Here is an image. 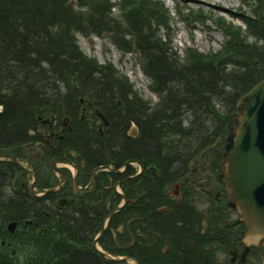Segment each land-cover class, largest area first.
I'll list each match as a JSON object with an SVG mask.
<instances>
[{
  "label": "trees",
  "instance_id": "1",
  "mask_svg": "<svg viewBox=\"0 0 264 264\" xmlns=\"http://www.w3.org/2000/svg\"><path fill=\"white\" fill-rule=\"evenodd\" d=\"M69 1L0 0V153L28 141V129L36 127L38 116L60 122L78 110L82 96L94 98L106 114L104 100L111 101V139L95 138L75 115L64 145L66 153L83 155L90 162L111 159L119 167L136 160L143 166L122 184L132 202L109 218L100 239L104 249L112 251L123 248V236L114 244L107 233L120 226L126 230L129 215L134 218L131 229L137 230L141 215L152 216L158 206L171 204L172 185L193 182L195 171L211 179L222 169V140L233 124L237 99L264 78V0H257L255 16L238 15L243 25L217 21L226 37L221 50L208 55L188 50L185 59L166 35L171 17L162 1L76 0L79 8ZM75 33H106L121 52L138 54L156 101L139 96L110 62L100 64L87 56ZM131 123L137 126L136 136L127 134ZM13 167L0 168V206L11 212L0 218V264H102L91 240L108 210L102 205L87 209L101 196L85 198L84 208L76 202L58 217H46L41 208H32L26 195L5 196ZM178 209L176 220L171 214L161 215L165 218L158 229L156 222L149 223L155 230L169 231L162 234L169 241L178 231L176 221H182L180 228L185 230L191 217L188 202H180ZM32 216L37 225L33 221L14 234L7 231L9 221L23 224ZM115 251L124 255L122 249Z\"/></svg>",
  "mask_w": 264,
  "mask_h": 264
},
{
  "label": "flooded vegetation",
  "instance_id": "2",
  "mask_svg": "<svg viewBox=\"0 0 264 264\" xmlns=\"http://www.w3.org/2000/svg\"><path fill=\"white\" fill-rule=\"evenodd\" d=\"M93 99L82 96L78 101V110L73 115L67 116L68 119H62L60 122L51 117L38 116L36 127L28 129L30 136L28 141L13 146L10 152L0 153V168L12 164L15 169L5 187L6 197L23 199L22 194H24L28 197L32 208H41L40 211L46 217H58L64 208H72L76 202L79 203L78 208H84L85 198L100 195L101 199L90 201L87 209L94 210L102 205L108 210L107 214L112 212L110 217L117 212L114 209L123 200L115 185L119 183L121 187L133 175L141 173L143 166L140 162L128 163L129 160H126L123 165L115 167L111 159L105 163H95L90 162L83 155L72 152L68 154L65 150L64 140L68 131H71L76 124L72 119L75 115L80 121L79 125L90 128V131L95 133V138L111 139L114 105L111 101L104 100L107 107L105 114L100 111ZM117 104H120V101ZM128 131L129 129L127 134ZM8 156L18 162L6 159ZM71 165L74 170L71 169ZM115 168L123 169L118 172L114 170ZM201 172L195 171L192 174L193 182L187 180L188 183L184 181L176 183L178 187L171 190L175 193L171 195L174 198L171 204L158 206L152 216L141 215L139 229H131L134 218L129 215L126 230L109 231L107 234L114 244H119L121 239L118 237L123 236L121 240L124 243L123 248L105 250L100 240L103 233L100 237L96 233L91 240L92 249L98 253L94 246V240L98 239L97 243L110 256L108 258H114L109 260L100 254L102 264L132 262L134 264H264V245L260 246V253L258 240L246 237V229L241 222L239 211L230 205L231 198L221 173L210 179L202 176ZM115 192L118 193V200H115ZM121 194L125 198L122 207L132 202L124 191L121 190ZM211 195L215 203L214 209L206 208V196ZM180 202H188L191 217L185 225V230L180 228L183 222L176 221L175 226L178 231L172 232L174 236L169 241L162 235L169 231H158L155 228H160L161 219L165 218L161 215L171 214L173 219L179 218ZM7 212L6 207L0 206V218L11 214L10 211ZM33 221L37 225L36 216L23 220V224L17 220L9 221L16 224L12 230L7 229V231L14 234ZM152 222H156L155 228L149 225ZM116 249H122L124 255H120L115 251ZM148 252H154L157 256L149 258L151 256L147 254ZM119 257L121 259H115Z\"/></svg>",
  "mask_w": 264,
  "mask_h": 264
},
{
  "label": "rangeland",
  "instance_id": "3",
  "mask_svg": "<svg viewBox=\"0 0 264 264\" xmlns=\"http://www.w3.org/2000/svg\"><path fill=\"white\" fill-rule=\"evenodd\" d=\"M111 1H114V3L118 2V0ZM162 1L169 9L171 16L170 28L166 32V35L170 38L174 50L178 52L182 59L187 58L188 52H190L188 50H193V52L196 51L204 55L221 50L226 37L217 25V21L224 22L227 20L232 24L241 25L242 22L238 17L239 14L255 16V12L258 10L257 0ZM69 2L77 8L80 6L76 0H70ZM160 33L163 34L164 31L161 29ZM74 36L80 48L87 56L95 58L100 63L111 62L120 72L128 76V79L133 84V90L139 96L149 102L156 101V96L148 89L150 81L141 70L138 54L121 52L114 46L109 35L106 33H103L101 36L75 33ZM248 36L250 40L253 39L250 37V34ZM260 46H263V42ZM130 130H132L131 127ZM207 165L209 164L206 163ZM70 167L74 170L72 165ZM116 187L118 190H121L119 184ZM177 187L175 184L170 189L174 190ZM214 205L213 195L206 196V208L209 207L211 209ZM121 227H118L117 230H121Z\"/></svg>",
  "mask_w": 264,
  "mask_h": 264
},
{
  "label": "water",
  "instance_id": "4",
  "mask_svg": "<svg viewBox=\"0 0 264 264\" xmlns=\"http://www.w3.org/2000/svg\"><path fill=\"white\" fill-rule=\"evenodd\" d=\"M236 108L239 112L233 119L234 126L224 137L223 176L232 200L230 205L239 210L246 237L258 240L261 253L260 246L264 245V79L238 98ZM15 224L10 223L9 230ZM104 226L103 223L100 232ZM96 243L97 239L95 247ZM99 252L108 258L103 251Z\"/></svg>",
  "mask_w": 264,
  "mask_h": 264
}]
</instances>
